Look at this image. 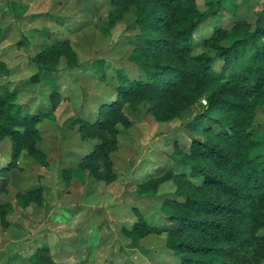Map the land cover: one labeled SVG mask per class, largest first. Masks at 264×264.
Here are the masks:
<instances>
[{
    "label": "rangeland",
    "instance_id": "obj_1",
    "mask_svg": "<svg viewBox=\"0 0 264 264\" xmlns=\"http://www.w3.org/2000/svg\"><path fill=\"white\" fill-rule=\"evenodd\" d=\"M196 3L200 6L202 0ZM110 7L109 0H0V27L6 29L0 40L6 72L0 83L14 91L21 112L48 110L38 122L44 166L21 151L8 167L10 139L0 137V264H33L32 254L61 264H167L174 259L164 241L174 224L160 211V194L174 189L165 174L182 172L171 157L173 146L186 150L189 140L204 138L205 125L216 127L195 118L206 92L164 122L142 103L125 105L121 115L129 124L118 126L116 145L106 158L88 162L93 169L81 164L96 140L81 137L75 119L91 118L99 102L113 97L117 71L144 78L128 58L140 43L131 24L134 7L127 6L109 24ZM263 7L264 0H224L219 16L195 30L193 52L202 50L200 39L214 22L253 23ZM61 40L74 64L65 65L62 58L59 70L39 71L30 59ZM53 88L59 96L50 108ZM253 124V132L263 129L251 156L264 154V108L256 110ZM33 186L40 188L37 204L27 202L25 194ZM135 213L143 222L139 234L145 232L130 238L122 230L133 224ZM255 233L264 235V227ZM249 260L264 264V256Z\"/></svg>",
    "mask_w": 264,
    "mask_h": 264
},
{
    "label": "trees",
    "instance_id": "obj_2",
    "mask_svg": "<svg viewBox=\"0 0 264 264\" xmlns=\"http://www.w3.org/2000/svg\"><path fill=\"white\" fill-rule=\"evenodd\" d=\"M223 1L202 0L199 6L196 0H109V24L127 6L134 7L131 24L140 43L128 58L140 67L144 78L131 79L117 71L113 97L99 102L91 118L75 119L80 136L96 140L81 160L83 166L91 167L90 160L106 158L116 145L118 126H128L121 115L123 106L142 103L154 119L164 122L206 92L195 118L208 120L216 130L205 125L204 138L189 140L186 150L174 143L171 157L183 169L165 174L174 189L160 194V211L174 224L164 239L174 258L167 264H248L249 258L264 256V235L255 233L264 227V154L249 155L263 129L253 132L256 110L264 108V7L253 23L232 20L222 26L214 22L209 34L200 39L202 50L194 53L195 30L219 16ZM5 32L0 27V40ZM69 52L65 41H55L30 61L39 71H55L62 58L65 65L74 64ZM4 72L0 61V75ZM14 94L0 83V137L10 139L8 167L21 151L44 166L38 122L48 110L21 112ZM58 94L55 88L48 93L50 108ZM197 178L199 183L192 181ZM39 193L37 186L28 188L27 202L37 204ZM135 217L122 230L130 238L145 232L139 234L143 222L138 214ZM30 260L61 264L41 254H32Z\"/></svg>",
    "mask_w": 264,
    "mask_h": 264
}]
</instances>
